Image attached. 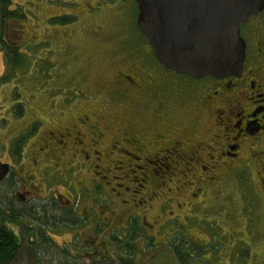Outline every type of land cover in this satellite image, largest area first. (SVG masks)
I'll return each instance as SVG.
<instances>
[{"label": "rangeland", "instance_id": "374dc122", "mask_svg": "<svg viewBox=\"0 0 264 264\" xmlns=\"http://www.w3.org/2000/svg\"><path fill=\"white\" fill-rule=\"evenodd\" d=\"M12 1L23 18L8 21L6 39L26 53V64L0 86V163L11 165L23 198H56L87 217L83 228L51 230L54 240L77 245L72 251L82 262L90 261L96 251L110 257L117 248L107 233L123 230L134 214L144 235H150L146 242L143 237L134 241L139 264H177L172 244L179 237L191 252L203 250L201 258L192 252L189 264H264L262 160L244 153L224 165L215 156L211 158L217 168L199 167L210 161L207 144L220 152L226 142H212L214 117L199 120L201 86L157 63L137 29L135 0ZM261 17L264 11L257 20ZM256 27L249 23L242 28L250 29L246 41H264V25ZM7 70L0 50V75ZM208 76L198 78H206L203 84L212 87ZM17 101L23 103L21 116L11 111ZM166 117L170 123L165 124ZM128 118L143 127L148 124L141 139L148 143L153 138L156 148L172 147L175 141L184 148L203 143L200 162L193 163L187 175L176 165L163 181L146 170L141 182L142 174L131 171V159L116 150L108 158L114 141L120 147L126 143L121 139L133 135L127 132ZM34 120L40 121L37 130L23 143L20 158H13L12 142ZM74 125L86 134L82 148L88 158L76 155L72 135L66 148L52 146ZM154 126L160 129L152 136ZM97 131L102 139L92 136ZM126 146L131 148L130 143ZM94 150L104 158L97 167L90 164ZM216 153L210 151L211 156ZM114 158H121L130 170H107Z\"/></svg>", "mask_w": 264, "mask_h": 264}, {"label": "flooded vegetation", "instance_id": "af4514ba", "mask_svg": "<svg viewBox=\"0 0 264 264\" xmlns=\"http://www.w3.org/2000/svg\"><path fill=\"white\" fill-rule=\"evenodd\" d=\"M263 11L264 7L251 20L245 22L239 28V35L245 44L244 60L239 76L214 77L215 79L213 76H208V79H210L212 83V87H210L206 85L207 83L203 84V79L206 78H193L189 75L178 74L172 70L165 69L166 71H172L174 74L188 76L191 81H194L195 86H201V92L197 98V111L200 108V111L197 112L199 120H210L209 118L214 117V126L217 127V131L213 134L212 142H226L224 144V149L220 152H218L219 150L215 149L212 144H207L208 149L205 150H207L210 161H205L203 165L199 166L202 169L207 168L208 171H212L213 168L216 167V162L212 160L215 156H217L218 160H222L224 165H228V163L230 164V162H233V159L239 158L240 155L244 153H248L246 157L251 159L259 158L262 160V166H264V51L261 50L264 41H258L259 39L255 40L254 38L252 40L254 41L253 43L246 41L250 29L242 31V28L247 24L249 25V23H254L255 27L259 24L264 25V17L257 20ZM262 32V37H264V31ZM251 33L254 34V30H252ZM157 63L163 66L160 62L157 61ZM208 111L209 113L207 115ZM165 114L168 116V113ZM159 119L160 117H157L156 122ZM84 120L87 121L88 118L84 117ZM80 121L81 123L85 122L83 120ZM170 121L171 119L166 117L165 124L170 123ZM147 125L148 124L143 127L136 118H128V124H126V128L128 129L127 132H132L133 135H131L128 140L126 138L121 139V142L125 141L126 143L123 145L121 144L120 147H118V141H114V146L112 147L114 150L111 149L108 151V158L111 157L110 153L116 150L120 156L131 159L130 161L133 162V169L131 171L137 169L139 173L142 174L141 182L145 180L146 170L148 172H153L155 178L163 181L166 175L171 176L173 174L176 165L180 164L181 167H184L181 168V173L187 175L192 171V164L200 162L201 152L204 151L202 148L203 143H201V145H190L184 148L182 142L181 145H179L178 141H175L172 147L156 148L158 147V142L153 145V138L149 139L148 143H143L141 139L144 130L149 129ZM75 127L77 130L73 133ZM90 127L92 128V126ZM157 128L158 126L150 128L152 136L159 131L160 127ZM91 134L98 139L103 138V133H101V131ZM71 135L74 138V141L72 139V144L75 147L74 152L76 155L81 153L88 158V155L84 153L85 150L82 148V137H86V134L81 132L76 125L71 128V131L65 128L64 131L61 132V138H57L55 140L56 143L52 146L58 145V147L66 148V139L71 137ZM128 143H130L131 148L126 146ZM96 144L97 141L93 140V145ZM79 146H81L80 149H78ZM146 148L148 149L147 154ZM210 151L217 153L211 156ZM93 153L95 155L94 162L90 164L95 165L96 162H101L104 159L98 150H94ZM112 162V168H107V170H130L129 167L131 166L129 164L125 165L121 158H114ZM9 166L10 172L12 167L10 164ZM95 166L97 167L100 165L96 164ZM231 168L234 170V167ZM209 176L212 178L214 175L212 174Z\"/></svg>", "mask_w": 264, "mask_h": 264}, {"label": "trees", "instance_id": "16d2710c", "mask_svg": "<svg viewBox=\"0 0 264 264\" xmlns=\"http://www.w3.org/2000/svg\"><path fill=\"white\" fill-rule=\"evenodd\" d=\"M22 18V11L14 7L12 0H0V50H3L8 67L7 72L0 75V86L26 64V53L16 42H7L6 39L8 21ZM23 110L20 101L11 105L15 116H21ZM39 122L34 120L12 142L13 158H20L23 143L37 130ZM17 183L11 171L0 181V264H139L134 241L143 237L146 242L150 235H144L136 215H130L123 230L115 229L107 233L109 243L117 248L110 257L96 251L90 261L82 262L81 257L72 251L77 245L72 248L73 242L57 243L50 231L61 226L70 230L83 228L88 225L87 217L75 205L61 204L56 198H23L17 193ZM99 230L100 227H95L96 232ZM172 250L177 264H189L192 252L196 253L195 257L201 258L203 251L194 248L191 252V247L181 237L172 244Z\"/></svg>", "mask_w": 264, "mask_h": 264}, {"label": "water", "instance_id": "95a60500", "mask_svg": "<svg viewBox=\"0 0 264 264\" xmlns=\"http://www.w3.org/2000/svg\"><path fill=\"white\" fill-rule=\"evenodd\" d=\"M136 25L165 69L193 78L239 76L245 44L239 28L264 0H135ZM0 163V181L9 172Z\"/></svg>", "mask_w": 264, "mask_h": 264}]
</instances>
